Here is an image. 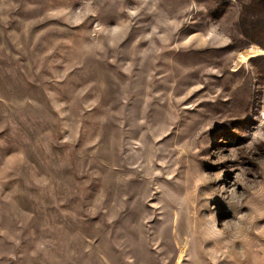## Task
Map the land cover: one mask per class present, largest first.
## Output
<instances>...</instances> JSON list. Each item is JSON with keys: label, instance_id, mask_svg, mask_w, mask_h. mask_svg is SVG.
Returning a JSON list of instances; mask_svg holds the SVG:
<instances>
[{"label": "rangeland", "instance_id": "374dc122", "mask_svg": "<svg viewBox=\"0 0 264 264\" xmlns=\"http://www.w3.org/2000/svg\"><path fill=\"white\" fill-rule=\"evenodd\" d=\"M252 1L0 0V264H264Z\"/></svg>", "mask_w": 264, "mask_h": 264}, {"label": "trees", "instance_id": "16d2710c", "mask_svg": "<svg viewBox=\"0 0 264 264\" xmlns=\"http://www.w3.org/2000/svg\"><path fill=\"white\" fill-rule=\"evenodd\" d=\"M217 8L214 12L211 13V17L214 19L220 18L227 9V1L228 0H213ZM250 13L253 14H262L264 13V0H253L252 4L249 6ZM264 25L261 28H256V35L253 34L254 37H257V35H264ZM255 41V40H254ZM257 44L261 50L264 51V45L261 43H255ZM251 62L254 61L255 65L254 67L257 69V72L259 74H264V56H256L250 60Z\"/></svg>", "mask_w": 264, "mask_h": 264}, {"label": "water", "instance_id": "95a60500", "mask_svg": "<svg viewBox=\"0 0 264 264\" xmlns=\"http://www.w3.org/2000/svg\"><path fill=\"white\" fill-rule=\"evenodd\" d=\"M264 55V54H263Z\"/></svg>", "mask_w": 264, "mask_h": 264}]
</instances>
